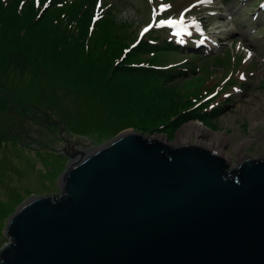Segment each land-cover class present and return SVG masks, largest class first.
I'll list each match as a JSON object with an SVG mask.
<instances>
[{
	"label": "water",
	"instance_id": "obj_1",
	"mask_svg": "<svg viewBox=\"0 0 264 264\" xmlns=\"http://www.w3.org/2000/svg\"><path fill=\"white\" fill-rule=\"evenodd\" d=\"M88 151L64 140L59 193L9 217L0 264H264V159L135 132Z\"/></svg>",
	"mask_w": 264,
	"mask_h": 264
},
{
	"label": "rangeland",
	"instance_id": "obj_2",
	"mask_svg": "<svg viewBox=\"0 0 264 264\" xmlns=\"http://www.w3.org/2000/svg\"><path fill=\"white\" fill-rule=\"evenodd\" d=\"M27 1L35 3L37 13L30 19L33 21L39 12L51 8L54 0ZM105 6L113 10L119 23H124V32L127 31L131 39L138 40L123 48L122 54L116 58L121 66L133 64L132 50L145 36L192 45L191 49L180 53L167 52L160 57L152 54L140 58L142 62L151 64L149 60L158 56L152 60L156 65L183 72L175 81H163L160 85L166 90L160 94L164 95L165 104L169 106L165 112L170 121L146 124L149 134L132 127L116 134L113 128H104L100 121L90 118V106L80 98L78 91L64 89L53 93L45 86H30L15 72L0 76V83L8 91L16 93L18 98L15 102L10 97L12 93L0 90V94L11 102L6 111L0 110V248L8 242L4 236L8 219L21 204L32 197L56 196L59 193L58 180L70 163L60 153L65 139L88 151L109 143L117 136L135 132L165 137L171 146H178L179 132L194 122V127L202 131L199 138L209 140L220 135L221 139H228L223 152L231 156L229 171L232 170L231 164L237 168L247 158L264 159V0H99L84 37L87 40L85 51L89 50L94 55L106 48L93 36L96 16L102 14ZM61 14L58 8L50 10L42 22L44 28L50 30ZM175 25L181 28L182 34L174 29ZM73 29L78 33L75 34ZM70 30L73 39L66 45L72 57L79 39H84V32L81 27L70 26ZM63 52L61 62L68 57ZM228 54L234 60L232 66L230 63H218ZM61 69L54 68L58 74ZM116 79L124 83L131 81L128 76ZM169 90L170 93L167 92ZM102 95L105 106L113 103L122 110L121 116H126L128 110L143 114L136 120L139 129L143 128V121L150 122L145 116V105L136 110L127 97L116 95L113 89ZM201 95L204 98H200ZM197 97L199 107L208 104L210 110L219 106L218 116L209 121L196 119L183 123L185 119L178 120L174 110L187 106L186 98ZM225 97L229 98L226 103L223 101ZM41 98L45 101L41 102ZM174 122L178 127L172 130L160 126ZM159 126L162 130L158 131ZM192 138L195 140L198 136L192 135ZM243 142L246 143L244 157L239 160L236 146Z\"/></svg>",
	"mask_w": 264,
	"mask_h": 264
},
{
	"label": "trees",
	"instance_id": "obj_3",
	"mask_svg": "<svg viewBox=\"0 0 264 264\" xmlns=\"http://www.w3.org/2000/svg\"><path fill=\"white\" fill-rule=\"evenodd\" d=\"M34 4L33 1L27 0H0L1 78L15 72L30 86L37 88L45 86L53 93L64 89L78 91L80 98L83 101L85 99L86 105L90 106V118L100 121L104 128H113L116 134L129 127L143 134H149L146 124L155 125L170 121L169 118L167 119L170 116L165 112L169 106L165 104L164 95L160 94L162 90L163 92L166 90L160 85L163 81L167 83L175 81L183 72L177 73V70L172 68L166 69L163 65H156L157 63H153L152 60H156L158 56L149 60L151 64L142 62L140 58L152 54L160 57L167 52L180 53L189 48H182L165 39L160 40L158 36H146L132 50L133 64L121 66L116 58L122 54L123 48L138 40L131 39V35L127 31L124 32V23L117 21L110 7L103 8L102 14L94 24L93 36L106 45V50L102 48L99 54L94 55L89 50L85 51L84 44L87 40L84 37L91 14L96 10L99 0H54L51 8L39 12L38 17L31 21L30 19L37 13ZM53 8H58L62 14L58 21H54L50 30L45 29L42 22L45 15ZM70 26L81 27L84 32L82 36L84 39H79L72 57L66 45L68 40L73 39L70 37L72 34ZM73 32L78 33L76 29H73ZM86 47L90 49L89 45ZM61 48L68 56L63 62L59 61L64 53ZM139 61L141 63H138ZM219 62L224 64V58L219 59ZM55 67L62 68L59 74L54 70ZM118 76H128L131 81L117 82ZM138 78L142 81H138ZM2 89L10 92L0 83V90ZM112 89L116 95L127 97L128 102H132L136 110H140V107L145 105V116L150 122L143 121V128L139 129L136 120L143 114L128 110L126 116H121L122 110L113 103L105 106V97L102 94ZM149 89H152V92H149ZM172 89L173 87L170 90ZM170 90L167 92L170 93ZM12 94L10 97L17 102V94ZM200 98L204 96L201 95ZM228 100L229 98L225 97L223 101L226 103ZM44 101L45 99L41 98V102ZM186 101L189 104L181 107L182 110H174L178 120L185 119L183 123L196 119L209 121L218 116L220 111L219 106L210 110L208 104L197 106L199 97L186 98ZM9 104L11 102L8 98L0 94V110L6 111ZM160 126H164L163 129L170 128L169 130L178 127L175 122ZM160 126L158 131L162 130Z\"/></svg>",
	"mask_w": 264,
	"mask_h": 264
},
{
	"label": "bare ground",
	"instance_id": "obj_4",
	"mask_svg": "<svg viewBox=\"0 0 264 264\" xmlns=\"http://www.w3.org/2000/svg\"><path fill=\"white\" fill-rule=\"evenodd\" d=\"M194 125H196V123H194V122L190 123V124L185 126V128H184L185 133H184V131L179 132L178 146H180V145H194V146H199V147L204 148V149L211 150L212 152L218 154L219 156H221L225 160H227V162L229 164L231 161V156L229 153L227 154L226 152H223V147H224V145L227 144L228 139L227 138L221 139L222 136H220V135L212 136L209 140H206L204 138H199L200 137L199 135L201 134L202 131L199 130L198 128H195ZM192 135H196V136H198V138H196L194 140L192 138ZM154 139H157L163 143H168V139L165 137L155 136ZM245 145H246V143L243 142L241 144H238V146H236V149L238 152L237 154L240 157L239 160H242L244 157L242 154L245 152ZM78 149L83 150V148H80V147ZM92 149H94V147ZM92 149H90L89 151H91ZM234 168H236V165L231 164V169H234Z\"/></svg>",
	"mask_w": 264,
	"mask_h": 264
},
{
	"label": "snow or ice",
	"instance_id": "obj_5",
	"mask_svg": "<svg viewBox=\"0 0 264 264\" xmlns=\"http://www.w3.org/2000/svg\"><path fill=\"white\" fill-rule=\"evenodd\" d=\"M172 23H177L176 21H173ZM148 29H145V31H147ZM249 55H251V54H249Z\"/></svg>",
	"mask_w": 264,
	"mask_h": 264
}]
</instances>
